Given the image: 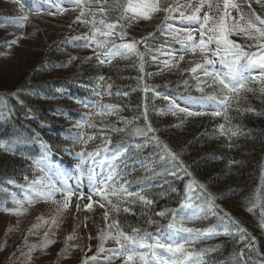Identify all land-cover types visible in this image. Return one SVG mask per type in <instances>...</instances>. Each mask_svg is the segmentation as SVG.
<instances>
[{
  "label": "trees",
  "instance_id": "obj_1",
  "mask_svg": "<svg viewBox=\"0 0 264 264\" xmlns=\"http://www.w3.org/2000/svg\"><path fill=\"white\" fill-rule=\"evenodd\" d=\"M22 2L25 5L23 11L15 0H0V28H21L11 21L34 8L42 9V13L35 15L29 12V19L22 28L36 18L45 20L59 17L65 19L66 24L54 31L46 28V32L41 24L33 26L32 30L39 35V42L36 47L27 50L28 61L11 70L15 72L11 81H4L0 77V140L11 147L10 151L0 149V210L14 208L13 194L17 198L23 197L20 186L26 188L29 182L42 175L33 164L42 155L41 142L50 146L52 164L67 173V182V177H70L74 185L85 182L89 173L100 168L106 176L109 169L107 161L117 151L127 149L126 154L115 162L120 173L118 182L131 181L129 189H143L142 194L153 203L145 206L139 201L125 202L130 211L121 209L116 213L122 230L131 234L132 228L136 227L156 235L158 229L166 230L172 210H179L178 219L184 218L185 227L215 228L220 233L201 237L187 246L195 251L208 249L202 254L207 264H264V229L260 227L261 206L264 205V94L260 91V85L253 84L255 91L244 93L239 105L233 102L227 113L228 120L224 115L213 117L210 113L216 110L214 106L202 107L199 103L189 102L190 96H201L195 87L197 81L191 73L184 71L192 66L189 63L194 59L191 54L186 55L178 68L171 70L165 69L162 64L168 57L156 52L152 53L157 56L155 61L152 56L145 57L143 71L135 56L127 59L117 57L110 64L99 65L95 59L94 45L85 48L82 40H73V37L90 34V26L73 23L79 15V8L63 0L61 7L68 11L63 15L50 16L47 12H56L52 5L57 0H52V3L45 0ZM256 12L264 14V8L260 7ZM118 15V11L109 12L111 19ZM164 15L160 12L150 21H133L132 26L126 29V40H139L149 32H155L149 46L153 49L160 47L168 39L156 31ZM173 23L179 26L178 22ZM6 34L9 39H0V55L12 54L16 46L8 47V43L17 38L13 30ZM232 39L238 43L246 41L241 36H233ZM138 47L144 51L143 44ZM171 47L179 48V45L172 44ZM87 57L93 58L89 60ZM100 75L105 77L104 81L98 80ZM184 81L188 82L187 85ZM145 85L148 91H145ZM97 92L101 94L98 96ZM170 101L189 111L208 114L188 116L177 112L173 115L169 111ZM100 104L116 107L111 115H91L89 118L96 111L92 105ZM237 108H251L253 111L241 112ZM125 121L132 122L125 132H115L111 131V127H105L124 128ZM148 123L156 129L154 135L177 154V161H160L163 145H157L150 139L153 133L147 137L131 133L132 127L146 128ZM221 124L226 129H238V134L231 138L230 134L220 135ZM73 136L83 137L87 143L68 138ZM88 136L94 139L88 140ZM107 140L111 143H107L105 151ZM98 147L101 148L100 154L93 159H85L78 172L75 168L81 161L78 153L83 152L86 157L88 152H95ZM181 163L192 173L191 177L179 170ZM164 168L175 171L176 175L153 174ZM193 178L205 184L207 191L195 186L192 195H199L200 198L193 199L192 203L202 205L204 211L198 214L199 218L190 219L194 209L181 210V204L185 200L186 185ZM59 179L58 176L53 177V181ZM9 180L16 183L9 184ZM208 193L218 197L215 204L219 207H207L205 201ZM112 199L115 202L116 198ZM249 208L252 210L248 211ZM162 210H168L164 217L155 215ZM225 213L231 219L225 217ZM149 218L157 223L150 224ZM232 219L239 224H233ZM238 227L246 231L239 232ZM225 230L229 234H224ZM151 264L156 262L152 261Z\"/></svg>",
  "mask_w": 264,
  "mask_h": 264
},
{
  "label": "snow or ice",
  "instance_id": "obj_2",
  "mask_svg": "<svg viewBox=\"0 0 264 264\" xmlns=\"http://www.w3.org/2000/svg\"><path fill=\"white\" fill-rule=\"evenodd\" d=\"M15 2L19 3L20 9L23 11L25 5L22 0H15ZM45 2L52 3V0H45ZM61 2L63 0H57L52 5L56 8V12L48 11L47 15H63L67 12V8L61 7ZM67 3L80 9L79 15L76 16L73 23L79 22L90 26V34L85 33L82 36L73 37V40H82L84 42L82 46L85 48H92L94 45L95 59L99 65L110 64L117 57L127 59L135 56L140 61V70L143 71L145 57L152 56L155 61L157 56L152 55V53L156 52L168 57L162 61V64L165 69L171 70L172 68H178L179 64L185 61L186 55L191 54L194 59L190 60L189 63L192 66L184 71L191 73L192 78L197 81L195 87L201 93V96H190L188 98L189 102L199 103L202 107L214 106L216 110L210 114L213 117L224 115L226 120H228L227 113L233 102L239 105L244 93L255 91L253 84L258 83L261 93L264 94V14L256 12L252 7V0H172L171 3L168 0H112L111 4L109 0H67ZM255 3L264 8V0H255ZM245 5H247V8H245ZM111 11H118L119 15L115 19H111L109 17ZM29 12L40 15L42 9H29ZM29 12H23L22 16L11 22L18 24L21 28L24 27L29 19ZM160 12L165 15L163 21L156 26V31L168 38L160 44V47L153 49L149 46V40H154L155 32H149L139 40L135 38L126 40L128 36L126 29L132 26L133 21H150L154 15ZM173 21L178 22L179 26ZM233 36L244 37L246 41L245 43H238L232 39ZM23 38L24 36L21 35L10 41L8 47L11 48L19 39ZM140 44L144 45V51H141L138 47ZM172 44L179 45V48H172ZM92 58L87 57L86 59L90 60ZM71 59H77V57H71ZM149 75L153 74L150 73ZM98 80L104 81L105 77L100 75ZM184 83L187 85L188 82L184 81ZM109 88H111V85H109ZM205 89H211V91L206 92ZM148 90V86L145 85V91ZM100 94V92L96 93L98 96ZM108 94L111 93L108 92ZM164 99H168V97H164ZM92 107L96 108V111L90 114L89 118H91V115L100 117L111 115L116 106L100 104L92 105ZM237 110L241 112L253 111L251 108H237ZM169 111L173 115H176L177 112L186 113L188 116L208 114L204 111H189L188 108L179 107L174 101H170ZM146 113L147 107L145 106V120H147ZM124 123L126 125L124 128H116L110 125H105V127H111V131L125 132L128 130L127 126H130L132 122L125 121ZM155 132L156 129L150 123L147 124L146 128H131V133L136 136L147 137L149 133H153L150 139L155 141L157 145H163V154L159 158L162 163L177 161L179 159L177 154L167 144H164L159 137L154 135ZM219 132L222 136L230 134L229 138H231L238 134V129H226L225 125L221 124L219 125ZM68 138L74 141H83V137L73 136ZM92 139L94 137L88 136V140ZM83 142L87 143V141ZM107 143H111V141H106L103 149L105 151H107ZM41 147L43 149L42 155L33 161V164L35 169L42 175L29 182L26 188L20 186L24 191L23 199H18L13 194L16 207L5 209L12 215H23L27 211L24 207L25 204L31 206L40 201H50L58 204L57 213H60L69 208L72 197L77 195L73 188L67 184V173L52 164L49 153L50 146L41 142ZM137 147L140 146L137 145ZM0 149L10 151L11 147L4 140H0ZM100 151L101 148L98 147L95 152H88L86 157L83 152L78 153L81 161L75 165L76 170L81 171V165L85 159H93L100 154ZM126 152L127 149H124L112 155L111 159L107 161L109 169L106 176L103 173H100L99 176L93 173L90 177L89 192L86 197L88 203L84 205V209L92 210L94 203L105 209L103 213L105 229L97 235V239L100 241L97 254L111 253L112 255L106 257L108 261L122 256V264H151L152 261H155L156 264H207L202 258V254L209 251L208 249L195 251L190 250L187 246L194 244L201 237L220 233L216 232L215 228L195 229L185 227L184 218L178 219L179 210H172V218L165 226L166 230L160 231L158 229L156 235L136 227H133L131 234H129L121 229L119 221L112 220L111 223L108 222L110 212L106 205L110 206L112 212L119 213L121 209L124 212L130 211L125 206V202L136 203L139 201L145 206H150L153 203L142 194L143 189L131 191L128 187L132 183L131 181L118 182L120 173L115 162L120 160ZM179 170L189 177L192 176V173L182 163ZM153 174L176 175V172L164 168L161 172H154ZM55 176L64 181L59 187L53 182ZM25 179L27 180V177ZM8 183L15 184L16 182L9 180ZM197 185L200 189L207 191L205 184L199 183L193 178L186 185L185 200L181 204V210L185 208L194 209L190 219L199 218L198 214L204 211L202 205L192 203L193 199L200 198L199 195L195 197L192 195ZM58 193L62 195V200L55 199ZM94 196L99 197V200L94 201ZM113 197L116 198L115 202L112 199ZM83 198H85V193L80 191L78 199ZM216 199L218 197L213 194H207L205 202L209 209L219 207L215 204ZM76 207L77 210L80 209L79 204ZM247 210L251 211L252 209ZM167 211L162 210L156 212L155 215L164 217ZM224 215L231 219L228 213ZM38 220L44 224L48 223L43 217H38ZM148 222L150 224L157 223L151 218ZM231 222L239 224L234 219ZM56 223L57 220L53 217L51 224L55 225ZM39 226V224L32 225L29 232ZM260 227L264 229V205L261 206ZM237 230L239 232L246 231L241 227H238ZM9 231H11V228H9ZM224 234L229 233L225 230ZM45 235L47 236V233ZM74 238V236H68L66 239L71 240ZM89 238L91 239V237ZM108 240H113L116 247L106 249L105 243ZM51 243H54V241L46 239L40 247L46 248ZM35 248V245L29 248L28 259H31L30 253ZM96 261L97 256L86 257L82 264H90V262L95 264Z\"/></svg>",
  "mask_w": 264,
  "mask_h": 264
},
{
  "label": "rangeland",
  "instance_id": "obj_3",
  "mask_svg": "<svg viewBox=\"0 0 264 264\" xmlns=\"http://www.w3.org/2000/svg\"><path fill=\"white\" fill-rule=\"evenodd\" d=\"M252 2V7L255 10L260 9V6L255 4V0H252ZM64 23L66 24V20L59 17L45 18V20L36 18L33 23L25 28L2 29L3 27H1L0 39H7L6 33L10 30H13L14 37L24 36L23 39L18 40L12 54L0 55L1 79L4 78V81H11V77L14 78L15 75V72L11 70L28 61L26 60L27 52H29L27 50H31L38 45L39 35H37L38 33L35 30H32L33 26L41 24V27L43 26L42 29L44 28L43 31L46 32V28H52L54 31L60 29ZM22 52L26 53L23 54ZM95 172L97 176L100 173L104 175V170L101 168ZM89 176H92V174L87 175L86 181L78 185L71 184L70 180L72 179L67 177L69 180L67 184L73 188L77 195L72 197L69 208L63 212L57 213L59 205L50 201H40L31 206L25 204L24 207L27 211L20 216L0 210V264H82L86 257L91 256H97L95 264H122V256L108 261L106 257L112 255L111 253L97 254V248L100 243L97 235L105 229V221L103 219L105 209L100 208L97 203L93 204V208L90 211L84 209V205L88 203L86 197L89 192V186H87L90 183ZM53 182L59 187L64 181L59 179ZM80 191L85 193V198L78 199ZM18 199H23V197ZM55 199L59 201L63 197L58 193ZM93 200L98 201L99 197L94 196ZM77 204L80 205L79 210H77ZM13 206L16 207L15 204ZM106 207H108L110 212L108 222L111 223L112 220H116V212H112L110 206L106 205ZM38 217H43L48 223H42L38 220ZM53 217L57 220L55 225L51 224ZM34 224H39L40 226L29 232V229ZM9 228H11V231H9ZM46 233L47 236L45 235ZM68 236H74L75 238L67 240ZM46 239L54 241V243L49 244L46 248H41L40 245ZM33 245L36 248L30 253L31 259H28L29 248ZM89 247L91 248L90 251ZM115 247L116 244L113 240H108L105 243L106 249Z\"/></svg>",
  "mask_w": 264,
  "mask_h": 264
}]
</instances>
